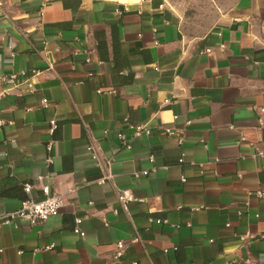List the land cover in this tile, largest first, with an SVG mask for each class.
Wrapping results in <instances>:
<instances>
[{
	"label": "crops",
	"instance_id": "1",
	"mask_svg": "<svg viewBox=\"0 0 264 264\" xmlns=\"http://www.w3.org/2000/svg\"><path fill=\"white\" fill-rule=\"evenodd\" d=\"M31 71L0 101V218L63 204L0 226V264H264V0H0V75Z\"/></svg>",
	"mask_w": 264,
	"mask_h": 264
},
{
	"label": "built area",
	"instance_id": "2",
	"mask_svg": "<svg viewBox=\"0 0 264 264\" xmlns=\"http://www.w3.org/2000/svg\"><path fill=\"white\" fill-rule=\"evenodd\" d=\"M38 71H31V74L29 76H26V73H9L0 75V101L6 99L9 95L11 87H13L16 83H19V81H23L26 84L27 92L28 93H34L36 91L33 83V78L38 75ZM40 106L42 108H47L48 101L45 98H42L40 101ZM3 126V122L0 120V127ZM57 126L54 123V121H51L49 123V129L48 133L52 135L54 131L56 130ZM165 133L169 136L173 135V131L170 129H166ZM141 134L149 135L150 131L144 127V126H138L134 129V135L139 136ZM119 139L123 146H125L126 149H130V146L127 145L123 135H119ZM181 143V141H179ZM46 150L48 152H51L52 150V141L47 143ZM88 151L91 152L92 159H96L95 153L92 151V147L88 148ZM150 162H153V157L151 156L149 158ZM47 162H52V157L47 158ZM183 162V156H181L178 159V163L181 164ZM108 164V163H107ZM153 170V169H152ZM144 175L147 173L144 172ZM104 179H100L98 181L99 184L103 183ZM181 182H185V178H181ZM23 191L29 195L31 191V186L24 185ZM41 192L44 196L43 199L34 201L31 198H27L24 201L21 202V205L18 210L8 213L2 218H0V226L2 225H9L13 223L17 219L25 220L27 221L31 226L41 224L45 222L50 217L57 216L59 213V209L61 208L63 204V200L61 197L57 195L50 194L49 188L47 186H44L41 188ZM252 196L256 198L257 200L264 203V191H255L252 193ZM81 219L76 218L75 219V228L74 232L76 234H79L80 236H83V233L80 232L77 228L78 224L80 223ZM157 223H160V221H156ZM252 239V236L250 234H244L239 237V240H249ZM138 237H135L131 240L132 243L138 242ZM125 248V244L122 241H119L115 244V253H114V259L117 260L122 257L123 251ZM238 264H260L256 263L252 260H244L239 262Z\"/></svg>",
	"mask_w": 264,
	"mask_h": 264
},
{
	"label": "water",
	"instance_id": "3",
	"mask_svg": "<svg viewBox=\"0 0 264 264\" xmlns=\"http://www.w3.org/2000/svg\"><path fill=\"white\" fill-rule=\"evenodd\" d=\"M103 1V0H102ZM106 1H110V0H106Z\"/></svg>",
	"mask_w": 264,
	"mask_h": 264
}]
</instances>
